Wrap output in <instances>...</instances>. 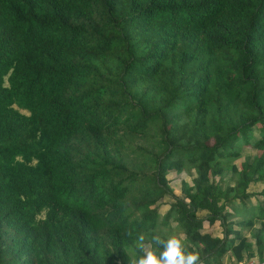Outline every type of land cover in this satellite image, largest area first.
<instances>
[{
  "label": "trees",
  "instance_id": "16d2710c",
  "mask_svg": "<svg viewBox=\"0 0 264 264\" xmlns=\"http://www.w3.org/2000/svg\"><path fill=\"white\" fill-rule=\"evenodd\" d=\"M164 228L264 261V0H0V264H128Z\"/></svg>",
  "mask_w": 264,
  "mask_h": 264
},
{
  "label": "clouds",
  "instance_id": "9594fccd",
  "mask_svg": "<svg viewBox=\"0 0 264 264\" xmlns=\"http://www.w3.org/2000/svg\"><path fill=\"white\" fill-rule=\"evenodd\" d=\"M153 232L155 234L150 240L143 233L137 235V249L140 254L128 264H203L200 253L195 249L189 250L186 246L182 232L168 234L165 231L161 234L159 229H154ZM129 235L132 233L129 232Z\"/></svg>",
  "mask_w": 264,
  "mask_h": 264
},
{
  "label": "rangeland",
  "instance_id": "374dc122",
  "mask_svg": "<svg viewBox=\"0 0 264 264\" xmlns=\"http://www.w3.org/2000/svg\"><path fill=\"white\" fill-rule=\"evenodd\" d=\"M241 152H242V154L243 153H247V152H254V149L251 148L250 146H243L241 148ZM240 158L241 157L239 156L234 161L235 162H239ZM166 177L168 179L169 184L171 185L172 192L173 193H177V194L180 193V189H179V180H180V178H185L186 180H189V178H190V177H188V174H186L185 172L177 173V172H173V171L172 172H168ZM261 186H262V184L260 182H255L254 184H251V185L248 186V190L254 192V191L259 190L261 188ZM255 197H256L255 194H251L250 197H249L250 202H254ZM163 198L164 199L160 203H157V211H158L159 214H162L166 210V208L168 206L167 200H168L169 196H164ZM170 224L173 225L174 222L171 221ZM219 228H220V226L218 225V222H216V221H215L214 226L211 227V228L209 226H207L206 224H204V227H203L204 230H208V231L213 232V233H215V232L218 233L219 232ZM165 231H166V229L164 228L163 232H165ZM243 233L247 234L245 231H243ZM227 256H228L227 252L222 254V256H221L222 264H229L228 262H229L230 259H228L229 257H227ZM250 259L256 260L255 257H252ZM257 263L264 264V261L263 262H257Z\"/></svg>",
  "mask_w": 264,
  "mask_h": 264
},
{
  "label": "built area",
  "instance_id": "2783aa9c",
  "mask_svg": "<svg viewBox=\"0 0 264 264\" xmlns=\"http://www.w3.org/2000/svg\"><path fill=\"white\" fill-rule=\"evenodd\" d=\"M258 261L257 260H254V259H249L247 261H244V262H239V264H259L257 263Z\"/></svg>",
  "mask_w": 264,
  "mask_h": 264
},
{
  "label": "crops",
  "instance_id": "0c3cea01",
  "mask_svg": "<svg viewBox=\"0 0 264 264\" xmlns=\"http://www.w3.org/2000/svg\"><path fill=\"white\" fill-rule=\"evenodd\" d=\"M217 233V232H216ZM229 263V262H228Z\"/></svg>",
  "mask_w": 264,
  "mask_h": 264
}]
</instances>
